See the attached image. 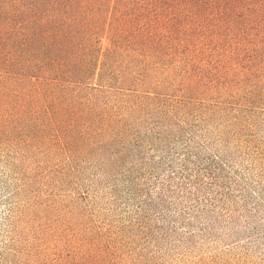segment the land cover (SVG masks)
Returning <instances> with one entry per match:
<instances>
[{
	"label": "rangeland",
	"instance_id": "374dc122",
	"mask_svg": "<svg viewBox=\"0 0 264 264\" xmlns=\"http://www.w3.org/2000/svg\"><path fill=\"white\" fill-rule=\"evenodd\" d=\"M35 1L0 0V264H264V0H108L60 45Z\"/></svg>",
	"mask_w": 264,
	"mask_h": 264
},
{
	"label": "trees",
	"instance_id": "16d2710c",
	"mask_svg": "<svg viewBox=\"0 0 264 264\" xmlns=\"http://www.w3.org/2000/svg\"><path fill=\"white\" fill-rule=\"evenodd\" d=\"M107 1L108 0H36L34 6L36 8L35 16L37 20L34 21L33 24L37 29H41L46 35H53L54 40L63 37L61 42L57 40L55 44H65V41L68 38V35L65 34V32H67V28L71 27L70 22L73 18H79L82 13L94 14L96 18L93 17L95 22L93 21L92 25L95 32L98 30L99 20H102L101 14L105 12L106 6H108V11L112 8L111 1H109V4H107ZM124 7L122 0H119V3L113 7L115 14L118 15L116 19L117 21L120 20ZM138 10L137 30L141 34L142 30H145L142 29L143 27L140 23L142 21L141 18H144V16L152 10L147 9L143 5L138 7ZM53 47L55 51L58 49L56 45H53ZM50 71H52L57 77L43 75L42 77H44V80L35 82L31 79L28 80V77L26 76L24 80L31 85H35L38 88V93L42 94L43 97L53 100L51 106L55 108V116L59 117L62 116L63 112L66 110L65 105L68 103L69 99L68 86L66 85L67 81L63 77L66 72H59L57 69H51Z\"/></svg>",
	"mask_w": 264,
	"mask_h": 264
}]
</instances>
